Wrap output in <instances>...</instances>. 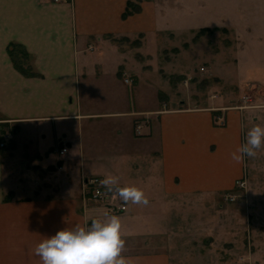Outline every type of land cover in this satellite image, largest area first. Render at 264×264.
<instances>
[{"label": "crops", "instance_id": "1", "mask_svg": "<svg viewBox=\"0 0 264 264\" xmlns=\"http://www.w3.org/2000/svg\"><path fill=\"white\" fill-rule=\"evenodd\" d=\"M127 3L0 0V131L11 134H0V264H41L34 248L46 236L106 213L121 218L129 264H190L196 245L179 239L211 228L210 203L243 174L242 162L223 171L215 154L221 143L232 153L241 145L242 112L176 100L160 72L164 34L207 24L180 20L186 0H140V11L123 17ZM234 36L228 62L241 73L246 44ZM13 43L32 73L10 55ZM257 64L242 83L264 85L262 55ZM221 113L223 127L214 117ZM91 175L142 188L149 204H125L107 190L127 207L110 212L83 196Z\"/></svg>", "mask_w": 264, "mask_h": 264}, {"label": "rangeland", "instance_id": "2", "mask_svg": "<svg viewBox=\"0 0 264 264\" xmlns=\"http://www.w3.org/2000/svg\"><path fill=\"white\" fill-rule=\"evenodd\" d=\"M186 3L187 7L178 15L180 20L207 25L177 37L164 34L166 40L157 52L160 72L176 100H191L199 105L215 101L224 111H241L245 118L240 139L243 144L251 127L264 126V85L239 80L246 69L258 67L261 55L264 57V37L260 46L257 43V33L264 36V0H186ZM234 34L241 35L246 44L248 58L243 59L241 73L228 62L236 57ZM149 48L157 49L154 45ZM189 77L187 86L183 80ZM221 144L215 154L225 171L232 152ZM242 164L240 179L245 180V185L238 187L235 182L221 190L216 201H210L211 228L198 227L194 235L179 239L182 244L196 245L190 264H264V148L255 158L244 157ZM228 194L236 195L234 201L227 199Z\"/></svg>", "mask_w": 264, "mask_h": 264}, {"label": "clouds", "instance_id": "3", "mask_svg": "<svg viewBox=\"0 0 264 264\" xmlns=\"http://www.w3.org/2000/svg\"><path fill=\"white\" fill-rule=\"evenodd\" d=\"M264 148V126L251 127L241 144L231 154L232 161L241 163L244 157L255 158ZM108 191L115 190L125 204H149L142 188L135 185L119 186V177L107 175L100 181ZM125 239L122 221L117 215L105 214L103 219H94L89 224L62 228L54 235L46 236L34 248L41 264H129L122 256Z\"/></svg>", "mask_w": 264, "mask_h": 264}, {"label": "built area", "instance_id": "4", "mask_svg": "<svg viewBox=\"0 0 264 264\" xmlns=\"http://www.w3.org/2000/svg\"><path fill=\"white\" fill-rule=\"evenodd\" d=\"M55 2H58L60 0H54ZM200 70H204V67H200ZM189 80L190 77L184 80L185 85H189ZM126 82L130 83L131 79L130 78H126L125 79ZM248 98H245V101ZM223 109V108H220ZM217 109V110H220ZM215 121L216 123H218L219 125L224 124L226 122V117L223 113H221V115H215ZM138 121V120H137ZM143 122V121H142ZM142 122L138 121L137 125H136V130H139L142 127ZM144 123V122H143ZM11 134L10 132H5L3 137H5L6 139L10 138ZM6 142H2L1 146L5 147ZM60 151L61 154H65V152L68 150L66 147L65 148H59L58 149ZM104 177L102 176H98V175H91V176H85L82 180V185H83V196L86 199H94L96 201L99 202H107V208L110 212H117L118 210H125L127 207L124 204H116L113 201H110L109 197L110 195H108L107 193V189L105 187H103L100 183V181L103 179ZM236 186L238 187H243L245 185V180L244 179H238L236 182ZM236 198L235 194H228L227 195V199H229L230 201H234V199Z\"/></svg>", "mask_w": 264, "mask_h": 264}, {"label": "trees", "instance_id": "5", "mask_svg": "<svg viewBox=\"0 0 264 264\" xmlns=\"http://www.w3.org/2000/svg\"><path fill=\"white\" fill-rule=\"evenodd\" d=\"M140 9H141L140 0H128L126 9L123 12V17L130 16L131 14H134L135 12H139ZM204 29H201V30H204ZM19 51H20V46L15 44V43H13L11 45V47L9 48L10 55L13 56V59L16 62V64L19 67H21L24 72H27V73L31 72L32 73L31 69L23 67V64L21 63L23 61H22V59H20ZM21 53H22V55L27 56L25 52L22 51ZM4 131H5V129H2L0 131V134H3Z\"/></svg>", "mask_w": 264, "mask_h": 264}]
</instances>
